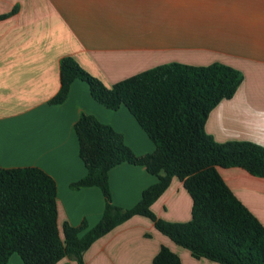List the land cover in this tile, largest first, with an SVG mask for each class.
I'll use <instances>...</instances> for the list:
<instances>
[{
  "label": "crops",
  "instance_id": "1",
  "mask_svg": "<svg viewBox=\"0 0 264 264\" xmlns=\"http://www.w3.org/2000/svg\"><path fill=\"white\" fill-rule=\"evenodd\" d=\"M0 169L35 167L55 182L57 224L94 227L103 214L99 188L72 189L86 169L74 124L94 116L123 137L136 156L154 144L125 107L95 102L75 80L65 101L51 105L59 89V64L73 59L105 87L167 64H222L240 72L231 99L207 116L214 142H248L264 148V0H0ZM234 197L264 228V178L237 167L217 168ZM157 183L144 167L122 163L108 173L112 204L131 209ZM192 201L177 178L152 204L161 220L185 223ZM165 247L180 264H218L189 251L134 216L97 239L84 264H152ZM6 264H22L13 254ZM58 264H77L64 258Z\"/></svg>",
  "mask_w": 264,
  "mask_h": 264
},
{
  "label": "trees",
  "instance_id": "2",
  "mask_svg": "<svg viewBox=\"0 0 264 264\" xmlns=\"http://www.w3.org/2000/svg\"><path fill=\"white\" fill-rule=\"evenodd\" d=\"M75 80L84 82L92 99L105 108L125 107L155 149L136 156L121 134L94 116L80 114L73 129L86 173L70 187L100 189L104 210L91 229L83 221L75 227L63 223L59 230L55 182L41 169H0V264L13 254L22 264H58L64 258L84 264L83 254L97 239L134 216L151 221L194 259L264 264V228L217 172L218 167H237L264 178V148L248 142L219 144L204 131L210 111L235 94L242 81L240 72L222 64H167L107 88L73 59L63 58L59 89L49 104L63 103ZM122 163L144 167L157 178L131 209L111 201L108 173ZM173 178L182 182L192 201L191 218L185 223L158 219L151 211ZM152 264H180V260L162 247Z\"/></svg>",
  "mask_w": 264,
  "mask_h": 264
}]
</instances>
